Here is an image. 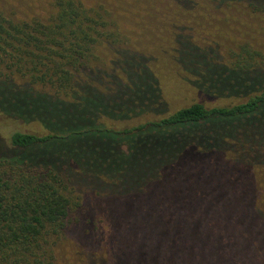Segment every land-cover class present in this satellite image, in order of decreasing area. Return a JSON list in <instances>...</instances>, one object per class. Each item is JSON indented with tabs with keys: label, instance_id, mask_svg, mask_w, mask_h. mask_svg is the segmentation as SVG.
<instances>
[{
	"label": "trees",
	"instance_id": "1",
	"mask_svg": "<svg viewBox=\"0 0 264 264\" xmlns=\"http://www.w3.org/2000/svg\"><path fill=\"white\" fill-rule=\"evenodd\" d=\"M126 1L131 14L141 8ZM165 1L264 18V0ZM94 3L48 0L46 16L25 18L0 8V122L42 130L0 132V264H55L75 182L101 199L93 210L108 223L93 264H264L260 53L242 43L222 61L175 34L173 60L198 95L241 101L168 112L148 57L107 31Z\"/></svg>",
	"mask_w": 264,
	"mask_h": 264
},
{
	"label": "rangeland",
	"instance_id": "2",
	"mask_svg": "<svg viewBox=\"0 0 264 264\" xmlns=\"http://www.w3.org/2000/svg\"><path fill=\"white\" fill-rule=\"evenodd\" d=\"M99 8L108 23L107 31L113 32L132 49L141 50L148 57V65L157 79L167 111L172 112L193 102L205 107L229 105L239 98H215L207 101L198 95L189 83L190 76L174 62V35L181 34L201 47H214L220 60L225 61L230 50L245 43L257 50L264 63V18L239 12L235 8L213 9L200 4L188 10H172L165 0H139L141 8L131 14L134 2L126 0H84ZM200 1V0H198ZM2 11L15 17L46 16L48 0H0ZM257 17V18H256ZM95 54L101 62H107L111 52L103 43L96 46ZM139 118L116 121L104 119L103 125L112 129L134 126ZM31 131L42 134L37 124L22 125L20 121L2 117L0 132ZM85 138L83 140H86ZM256 172L259 183L260 204L264 205V167ZM73 198L77 202L70 209L67 227L54 247L55 264H93L104 256L107 243L105 219L98 217L99 201L89 187L74 183ZM98 197V196H97ZM107 258V255H105Z\"/></svg>",
	"mask_w": 264,
	"mask_h": 264
}]
</instances>
